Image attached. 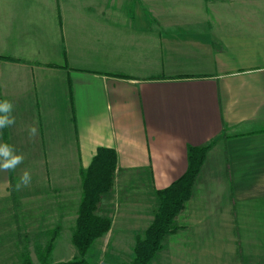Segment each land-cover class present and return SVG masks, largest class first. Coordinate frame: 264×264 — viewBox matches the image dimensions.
Wrapping results in <instances>:
<instances>
[{
  "label": "crops",
  "instance_id": "obj_1",
  "mask_svg": "<svg viewBox=\"0 0 264 264\" xmlns=\"http://www.w3.org/2000/svg\"><path fill=\"white\" fill-rule=\"evenodd\" d=\"M2 99L16 124L0 143L25 159L0 172V219L54 234L65 256L53 263L77 252L79 171L97 148L117 165L99 206L110 229L93 245L127 254L155 191L185 173L189 148L208 147L151 264H264V0H0Z\"/></svg>",
  "mask_w": 264,
  "mask_h": 264
},
{
  "label": "trees",
  "instance_id": "obj_2",
  "mask_svg": "<svg viewBox=\"0 0 264 264\" xmlns=\"http://www.w3.org/2000/svg\"><path fill=\"white\" fill-rule=\"evenodd\" d=\"M6 59L13 60L12 58ZM207 148H189L187 152L188 166L185 173L168 187L155 191L158 200L157 210L143 235L136 236L133 259L130 264H151L161 249L163 239L174 231V219L191 197L194 180L202 165ZM116 165V152L111 148L99 147L89 166L79 171L81 198L71 235V242L77 251V257L58 263H51L47 257H43L41 264H90L85 259L86 254L94 242L110 229L111 220L100 214L99 206L101 200L108 196L113 189ZM54 238L53 234L45 251L46 256H49ZM21 259L22 264H33L28 255L24 254Z\"/></svg>",
  "mask_w": 264,
  "mask_h": 264
},
{
  "label": "rangeland",
  "instance_id": "obj_3",
  "mask_svg": "<svg viewBox=\"0 0 264 264\" xmlns=\"http://www.w3.org/2000/svg\"><path fill=\"white\" fill-rule=\"evenodd\" d=\"M11 224L10 221L0 219V264H22L21 258L24 254L28 255L33 264H41V258L43 257H47V259L53 263L52 261L65 256L62 253H52L51 251L49 256H46L45 251L49 244V237H34L24 235L23 233L17 234L13 230ZM66 236L67 235L64 234L60 237L61 242H67L69 240V237ZM76 257L77 252L73 257L69 258L68 261ZM85 259L90 264H98L100 261L109 264H112L115 261H117L115 263L120 262L119 264H130L133 259V252L127 254L105 252L103 248L98 247L97 245H92L85 256ZM128 259L130 260L128 261ZM122 260L126 263L122 262Z\"/></svg>",
  "mask_w": 264,
  "mask_h": 264
},
{
  "label": "clouds",
  "instance_id": "obj_4",
  "mask_svg": "<svg viewBox=\"0 0 264 264\" xmlns=\"http://www.w3.org/2000/svg\"><path fill=\"white\" fill-rule=\"evenodd\" d=\"M16 116L14 115V105L8 99L0 100V130L15 126ZM29 139H34L38 134V129L35 125L28 127ZM24 155L19 153L17 149L10 143H0V172L9 173L15 172L16 169L23 164ZM31 173L24 169L15 184L17 191L24 187H28L31 183Z\"/></svg>",
  "mask_w": 264,
  "mask_h": 264
},
{
  "label": "water",
  "instance_id": "obj_5",
  "mask_svg": "<svg viewBox=\"0 0 264 264\" xmlns=\"http://www.w3.org/2000/svg\"><path fill=\"white\" fill-rule=\"evenodd\" d=\"M99 264H109V263H106V262H100Z\"/></svg>",
  "mask_w": 264,
  "mask_h": 264
}]
</instances>
